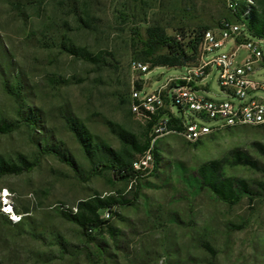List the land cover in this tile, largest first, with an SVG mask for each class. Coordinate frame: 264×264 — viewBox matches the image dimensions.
<instances>
[{"label": "rangeland", "instance_id": "374dc122", "mask_svg": "<svg viewBox=\"0 0 264 264\" xmlns=\"http://www.w3.org/2000/svg\"><path fill=\"white\" fill-rule=\"evenodd\" d=\"M252 2L263 14L264 0ZM226 3L0 0V119L17 123L0 134V159L16 162L21 155L36 164L0 178V264H264V127L224 128L195 142L163 136L153 143L156 170L141 177L138 189L90 158L72 129L112 157L136 160L129 141L142 144L147 121L130 109L132 87L152 91L184 73L152 68L151 59L166 50L143 46L146 29L160 28L188 51L197 32L232 20ZM63 46L82 49L97 63ZM133 62L149 71L133 70ZM218 75L212 68L204 81L211 100L226 99ZM30 114L32 125L24 121ZM45 146L69 156L73 166ZM242 156L255 167L236 164ZM210 163L245 183L252 196L230 205L200 187L197 171ZM93 196H122L132 204L112 208L105 227L86 237L60 211L75 213L78 202Z\"/></svg>", "mask_w": 264, "mask_h": 264}, {"label": "built area", "instance_id": "2783aa9c", "mask_svg": "<svg viewBox=\"0 0 264 264\" xmlns=\"http://www.w3.org/2000/svg\"><path fill=\"white\" fill-rule=\"evenodd\" d=\"M226 5L234 19H223L201 33L194 61L183 66L182 75L152 91L132 87V113L152 124L150 146L132 164L140 177L152 171L151 149L163 136L178 135L195 142L224 128L264 127V81L260 79L264 39L254 37L248 28L253 2L227 0ZM212 68L218 71V87L225 100L206 97L204 81ZM132 69L149 71L148 65L139 62H133ZM170 105L177 108V114ZM103 217L108 218V212Z\"/></svg>", "mask_w": 264, "mask_h": 264}, {"label": "trees", "instance_id": "16d2710c", "mask_svg": "<svg viewBox=\"0 0 264 264\" xmlns=\"http://www.w3.org/2000/svg\"><path fill=\"white\" fill-rule=\"evenodd\" d=\"M232 19L234 17L231 15ZM230 19V18H225ZM223 20V19H222ZM248 28L250 33L254 37H259L264 39V13L257 14L252 7L250 13V18L248 20ZM209 28H203L200 32L194 36V38L188 44V51H185L181 44L174 38H169L164 35L160 28H147L146 38L143 41V46L148 50H154L156 48H164L166 50L165 54L157 55L153 59V52H147V56L151 57L152 68L165 67H183L194 61L195 54L197 51V44L201 33ZM63 49L75 58L82 59L90 63H97V58L88 52L71 47H64ZM140 87H136L139 89ZM25 122L33 124L34 116H30L24 119ZM151 123H147V135L144 138L142 144H136L133 141H129V145L133 151L140 156L146 149L150 146L149 133L151 130ZM17 128L16 122L6 121L0 119V134H8ZM76 135L79 137V141L84 150L88 153L89 157L95 159L99 163L105 165L106 169L111 170L113 176L119 180L132 181L134 188L138 189V182L141 180L139 174H137L133 168L132 164L135 161L127 160L122 161V159L110 156V151L97 143L96 141L90 144L89 139L85 137V134L81 132L78 128H72ZM45 152H50L62 162L69 166H73V161L69 156H65L62 152L57 150L53 146H45L41 148ZM153 156V168L152 171L156 170L159 158L155 150L151 149ZM236 164L247 165L254 168L255 164L249 161L246 157H238L235 161ZM35 162L28 161L25 157L19 155L17 156L16 162H6L0 159V178L4 176H17L23 173L30 172L35 167ZM199 178V185L202 188H207L218 200L227 204H236L239 202L241 196L246 194L252 196V193L247 189L245 183L241 181H234L230 178L223 177L219 173L218 165L216 163H210L200 167L197 171ZM136 198V196H134ZM132 202L125 200L122 196H107L101 198L100 196H93L86 200L80 201L76 205V212L71 211H60V215L67 221L76 224L82 231V233L89 237L90 232L93 229L104 228L107 223V218L103 217L104 212H110L112 208L116 206H128ZM110 229V228H109ZM208 251L210 249L205 247Z\"/></svg>", "mask_w": 264, "mask_h": 264}]
</instances>
